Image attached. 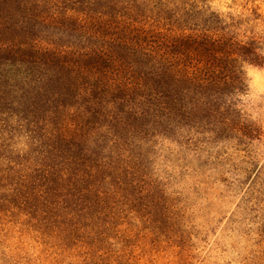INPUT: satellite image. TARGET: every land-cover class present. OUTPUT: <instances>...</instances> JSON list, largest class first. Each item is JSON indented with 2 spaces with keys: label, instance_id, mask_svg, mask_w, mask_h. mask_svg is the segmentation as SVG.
Listing matches in <instances>:
<instances>
[{
  "label": "rangeland",
  "instance_id": "rangeland-1",
  "mask_svg": "<svg viewBox=\"0 0 264 264\" xmlns=\"http://www.w3.org/2000/svg\"><path fill=\"white\" fill-rule=\"evenodd\" d=\"M78 1L0 0V264H264V0ZM72 10L124 12L155 41L216 28L258 58L237 56L232 104L199 112L108 83Z\"/></svg>",
  "mask_w": 264,
  "mask_h": 264
},
{
  "label": "trees",
  "instance_id": "trees-1",
  "mask_svg": "<svg viewBox=\"0 0 264 264\" xmlns=\"http://www.w3.org/2000/svg\"><path fill=\"white\" fill-rule=\"evenodd\" d=\"M98 2L100 1L79 0L77 4L92 11L91 6ZM113 2L117 5L118 1ZM139 4L141 3L138 2ZM167 4L169 2L164 6ZM81 11L74 10L72 14L68 12L69 14L64 17L67 23L64 24L72 22L77 31L87 34H82L83 36L102 42L95 48H90V51L82 50L77 53L79 59L89 56L108 58L112 62V72L104 78L110 77L108 83L127 92L152 91L146 82L152 80L157 83V89L161 91L159 94L167 95L172 89L173 93L181 95L187 106L191 103L183 95H192L191 98L197 102L195 110L199 112L201 110L199 107L205 104L212 105L214 110L217 109L216 106L220 107L221 103L224 106L232 104L228 97L235 99L246 86L241 76L235 78V74L240 73L236 65L237 56L243 54L245 57L258 58L256 48H252L251 44L236 42L227 34H221L216 28L210 30L198 26V29L192 31L185 29L177 34H171L174 32L172 30L170 32L172 36L155 41L147 30H142L137 24L139 22L124 12L117 14L99 12V15L93 18L85 14L74 15ZM212 18H217L218 21L215 14L212 17H202L206 27L213 23ZM104 43L116 44L118 48L130 50L131 54L140 56L139 67L142 69L127 65L128 62L119 64L120 58L105 49ZM42 50L56 56H67L72 53L68 46L63 49L44 46ZM173 101L177 102V97ZM185 108L186 106H183L181 110ZM164 110L167 111V108Z\"/></svg>",
  "mask_w": 264,
  "mask_h": 264
}]
</instances>
